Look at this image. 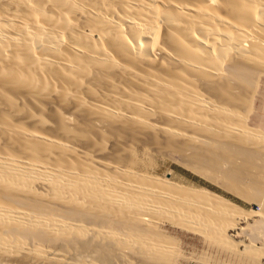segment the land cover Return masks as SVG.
Here are the masks:
<instances>
[{
  "label": "bare ground",
  "instance_id": "6f19581e",
  "mask_svg": "<svg viewBox=\"0 0 264 264\" xmlns=\"http://www.w3.org/2000/svg\"><path fill=\"white\" fill-rule=\"evenodd\" d=\"M261 74L264 0H0V264H264Z\"/></svg>",
  "mask_w": 264,
  "mask_h": 264
},
{
  "label": "rangeland",
  "instance_id": "374dc122",
  "mask_svg": "<svg viewBox=\"0 0 264 264\" xmlns=\"http://www.w3.org/2000/svg\"><path fill=\"white\" fill-rule=\"evenodd\" d=\"M263 93L264 75L261 74L258 78L256 87L251 97L245 123L247 126L260 130L262 132H264V104L259 106H256L254 104L251 110L250 107L252 102H256L258 96L264 97ZM248 114L251 117L256 115V119L253 120V123L259 128L251 124ZM158 163L159 164L157 165V171H163L167 169L168 171H171L173 176H177L185 180L201 182L197 176L192 175V172L189 169L179 165L176 162H172L169 160H160L158 161ZM202 182L207 184V182H205L204 180H202ZM211 188L221 192L227 197H231V195L227 194L226 192L220 191L215 186H211ZM232 200L246 210L253 209L257 211L258 209V205L255 202L239 200L234 197L232 198ZM256 215L257 214H253V217L251 218L256 217ZM171 230V235L178 241H176V255L172 264H246L243 257L238 256L228 248L213 245L214 243L207 241V239L205 240V237H201V235L195 234L191 231H184L173 228H171Z\"/></svg>",
  "mask_w": 264,
  "mask_h": 264
},
{
  "label": "crops",
  "instance_id": "0c3cea01",
  "mask_svg": "<svg viewBox=\"0 0 264 264\" xmlns=\"http://www.w3.org/2000/svg\"><path fill=\"white\" fill-rule=\"evenodd\" d=\"M264 75V74H263ZM258 81V80H257ZM257 84V83H256ZM256 87V86H255ZM263 95H264V93H263ZM251 101V100H250ZM256 105V106H259V105H262V104H264V97L263 96H258V99L256 100V102H252V104H251V107H250V110L253 108V105ZM249 106H250V103H249V105H248V109H249ZM250 110H249V112H250ZM247 112H248V110H247ZM249 115V114H248ZM246 117H247V113H246ZM249 117V121L251 122V124H253L254 126H256L254 123H253V120H255L256 119V115H254V116H248ZM245 122H246V120H245ZM248 127H250V126H248ZM256 127H258V126H256ZM250 128H252V127H250ZM259 128V127H258ZM252 129H254V128H252ZM254 130H257V129H254ZM257 131H259V132H262V131H260V130H257ZM262 133H264V132H262Z\"/></svg>",
  "mask_w": 264,
  "mask_h": 264
}]
</instances>
